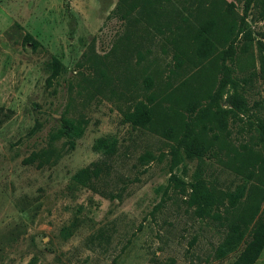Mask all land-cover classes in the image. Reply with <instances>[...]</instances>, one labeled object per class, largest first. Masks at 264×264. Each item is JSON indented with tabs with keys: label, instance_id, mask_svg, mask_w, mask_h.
<instances>
[{
	"label": "rangeland",
	"instance_id": "1",
	"mask_svg": "<svg viewBox=\"0 0 264 264\" xmlns=\"http://www.w3.org/2000/svg\"><path fill=\"white\" fill-rule=\"evenodd\" d=\"M245 1L0 0V264L233 260L232 227L246 223L247 238L264 211V0ZM223 23L228 39H214L213 52L229 50L233 86L217 100L225 125L199 130L186 103L203 104L220 74L191 35ZM52 56L62 68L48 86ZM148 95L151 123L132 124V104ZM62 118L79 135L50 139ZM185 126L186 140L206 146L197 156L175 140ZM32 152L44 154L40 167L22 162ZM91 162L95 190L71 180ZM252 264H264V246Z\"/></svg>",
	"mask_w": 264,
	"mask_h": 264
},
{
	"label": "trees",
	"instance_id": "2",
	"mask_svg": "<svg viewBox=\"0 0 264 264\" xmlns=\"http://www.w3.org/2000/svg\"><path fill=\"white\" fill-rule=\"evenodd\" d=\"M251 0L245 1V6L250 3ZM212 26L199 25L194 29L191 35V43L195 52V55L200 58H206L209 60L211 67L215 72L220 74L218 85L212 91L206 90L203 94L204 103L199 104L197 97H192L186 103L185 110L192 113V125L197 126L200 129H211L212 126L222 127L225 122L222 116L219 114V107L217 100L221 95L222 89L227 85L233 86V81L230 78L229 68L224 64V54L228 52V48H221L220 50L213 52V40L219 39L220 41H226L230 32V25L223 23L218 26V33L213 32ZM212 29V30H211ZM23 40L30 43L31 47L34 48L38 45V42L34 40L31 35L27 32L23 35ZM217 41V40H216ZM62 68V64L55 56L51 57V70L45 79L46 85H50L53 78H55ZM149 81V78H146ZM157 102L154 100L152 95H148L146 102L138 100L131 106V110L127 114V120L137 126H146L152 121V114L157 107ZM230 104L235 108L241 110L243 108V101L241 97L233 91L230 95ZM36 124V123H35ZM35 126H33L34 128ZM32 128V129H33ZM190 130L187 126L183 127V134L175 140L177 144H181L184 152L187 156L199 155L206 148L196 143L197 136H191L189 141L186 140V132ZM164 135L168 136L171 129L164 128ZM79 135V129L71 123L69 120L62 118L60 127L50 136V139H55L60 136L76 137ZM258 137L261 141H264V122L258 124ZM72 147V143L69 144ZM44 154H37L32 152L29 156L22 159V162L29 164L35 161V166L40 167L42 165L41 158ZM100 167L97 162H91L90 164L78 169L71 176V180L80 185L87 187L91 190H95V182L99 178ZM254 172V168H251V173ZM242 189V188H241ZM257 196L264 193L263 188L256 187ZM198 192L200 195L212 196V189L198 182ZM261 199L264 201V195H261ZM209 200H205L203 203L207 204ZM257 204L255 208L257 209ZM242 228H246V223L242 226L239 224L235 225L231 229V236L226 239L224 248L237 250L236 256L229 264H252L257 259L262 247L264 246V211L255 219L251 228L248 230L247 238H242ZM247 229V228H246ZM242 240L240 249H236L239 246V242Z\"/></svg>",
	"mask_w": 264,
	"mask_h": 264
}]
</instances>
